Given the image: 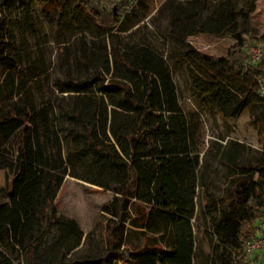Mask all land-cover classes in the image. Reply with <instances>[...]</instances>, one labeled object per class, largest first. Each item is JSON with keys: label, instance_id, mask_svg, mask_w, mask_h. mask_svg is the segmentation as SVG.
Here are the masks:
<instances>
[{"label": "trees", "instance_id": "obj_1", "mask_svg": "<svg viewBox=\"0 0 264 264\" xmlns=\"http://www.w3.org/2000/svg\"><path fill=\"white\" fill-rule=\"evenodd\" d=\"M35 3L57 31L79 37L52 82L49 65L31 57L24 37L37 32ZM141 7L139 0L131 9L126 0H0V60L15 63L14 69L0 63V148L26 126L18 170L0 190L7 197L0 202V264H14L18 255L26 264H264L243 254L264 220V149L251 155L236 140L217 149L225 183L220 194L212 192L201 171L196 114L180 104L168 62L177 52L175 63H184L200 105L223 119L263 105L253 113L261 131L257 79L264 78V53L247 63L241 28L253 5L166 0L159 46L136 30L116 39V26L137 22ZM14 12L20 17L11 19ZM90 23L95 35L88 38ZM197 34L234 43L227 55L212 56L188 41ZM64 42L59 52L67 55ZM67 175L113 193L102 205L108 221L102 252L77 253L84 234L55 202ZM198 197L207 250L196 244L191 222ZM156 214L170 215L167 247L144 233ZM127 222L145 234L144 244L128 246Z\"/></svg>", "mask_w": 264, "mask_h": 264}, {"label": "rangeland", "instance_id": "obj_2", "mask_svg": "<svg viewBox=\"0 0 264 264\" xmlns=\"http://www.w3.org/2000/svg\"><path fill=\"white\" fill-rule=\"evenodd\" d=\"M142 3V12L140 19L130 25L127 21L119 23L115 32L116 39L126 36L131 31L139 33L147 32L156 46H159L162 37L160 36L167 24V14L161 9L166 0H139ZM237 6L247 10L253 5V10L246 24L241 26L245 31L244 51L246 61L250 59L249 49L255 42L264 44V0H235ZM35 24L37 28L36 35L26 33L25 39L28 40V48L31 50V57L37 61H44L49 65L50 81H54L56 76L60 75L59 64L71 59L76 50L79 37L73 38L71 31L62 28L57 31L53 24H48L40 13L39 3H35ZM20 17L14 12L11 19ZM90 23V29L87 31L88 38L94 37L95 31ZM12 29L15 30V27ZM16 31V30H15ZM17 35V34H16ZM78 35V34H77ZM114 38V40H116ZM59 41H66L68 45V54L59 52ZM188 41L198 50L212 56H225L228 49L234 41L229 38L217 37L207 34H197L188 38ZM62 47V46H61ZM249 47V48H248ZM168 53L173 49L171 45L165 47ZM177 52L174 57L168 58L172 70L173 80L176 84L179 101L182 107L196 114L197 124V144L201 157V171L205 180L212 181L211 191L220 194L224 186L225 179L223 176L224 166L216 158L215 152L221 146L226 145L229 140H236L246 144L250 148V154L264 149V126L259 131L258 126L253 122V113L257 112L263 105L245 110L238 118L223 119L220 115L211 109L200 105L198 99L188 81L184 63H175L178 59ZM66 57V58H63ZM1 65L6 69H14L15 63L11 59L4 58L0 60ZM51 81V82H52ZM50 87L45 85V88ZM26 126L16 131L12 138L0 148V190L6 191L10 182L16 174L22 148V136ZM219 145V146H218ZM113 197L111 191H104L97 186L83 182L81 180L66 176L65 180L57 194L56 206L59 212L77 221L82 230L83 246L77 253L95 254L102 252L106 244L107 214L102 211V205L109 202ZM7 200L6 196L0 197V202ZM200 197L196 199L197 218L192 219L195 242L207 250L208 238L203 231L202 221L199 216ZM130 216H134L133 211ZM126 240L128 246L133 248L146 242L145 234L156 237L157 240L165 247L171 241L170 227L171 218L168 214H156L147 223L145 234L140 229L132 228L128 222ZM88 236L85 238V235ZM14 264H26L24 258L18 255L14 259ZM115 264H120L116 262Z\"/></svg>", "mask_w": 264, "mask_h": 264}, {"label": "built area", "instance_id": "obj_3", "mask_svg": "<svg viewBox=\"0 0 264 264\" xmlns=\"http://www.w3.org/2000/svg\"><path fill=\"white\" fill-rule=\"evenodd\" d=\"M131 9L138 0H126ZM249 48V47H248ZM250 59L248 64H256L260 61L264 53V44L260 41L255 42L249 49ZM257 89L264 101V78L257 79ZM257 232L248 238L243 245V254L247 259L260 258L264 263V220L257 224Z\"/></svg>", "mask_w": 264, "mask_h": 264}]
</instances>
